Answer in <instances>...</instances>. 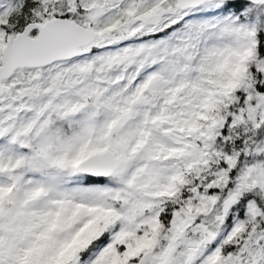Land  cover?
<instances>
[{"label":"snow or ice","instance_id":"6c2138e0","mask_svg":"<svg viewBox=\"0 0 264 264\" xmlns=\"http://www.w3.org/2000/svg\"><path fill=\"white\" fill-rule=\"evenodd\" d=\"M0 264H264V0H0Z\"/></svg>","mask_w":264,"mask_h":264}]
</instances>
